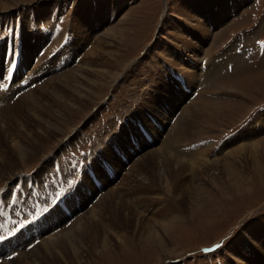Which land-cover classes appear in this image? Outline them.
I'll use <instances>...</instances> for the list:
<instances>
[{
	"label": "rangeland",
	"instance_id": "obj_1",
	"mask_svg": "<svg viewBox=\"0 0 264 264\" xmlns=\"http://www.w3.org/2000/svg\"><path fill=\"white\" fill-rule=\"evenodd\" d=\"M238 2L225 1L235 11L217 17L215 8L205 25L209 15L196 11V0H0L2 80L16 61L5 62L10 52L25 62L11 86L43 78L14 100L0 94L2 195L21 175L38 184L56 156L60 170L40 189H74L64 209L72 215L56 208L40 225L57 213L55 229H27L21 245L34 248L78 222L77 235L89 227L75 235L80 259L67 246L59 264H264V55L247 62L248 51L236 53L241 34L254 47L264 40V0ZM61 15L65 28L43 31L56 29L50 18ZM184 125V141L168 138ZM86 166L100 189L84 171L77 175ZM151 232L164 243L151 235L142 243Z\"/></svg>",
	"mask_w": 264,
	"mask_h": 264
},
{
	"label": "bare ground",
	"instance_id": "obj_2",
	"mask_svg": "<svg viewBox=\"0 0 264 264\" xmlns=\"http://www.w3.org/2000/svg\"><path fill=\"white\" fill-rule=\"evenodd\" d=\"M197 1V3H196V11L197 12H199L200 13V15H202V16H204L205 14L207 15H209L208 16V18H209V20L208 21H203L204 23H205V25H206V23H209V21H210V19H215V18H213V16H214V12H216V9L215 8H217L218 9V12H216V15H217V17H221V16H226L229 12H234L235 11V9H234V6L233 7H231V5L229 4L228 5V7L227 6H225V1H228V0H215L214 2H213V6H208V7H205L203 4H200V1L199 0H196ZM246 1H250V0H241V2L239 3L238 2V4H241V3H246ZM237 4V5H238ZM235 5V4H234ZM225 9H227V12H224V10ZM112 10H115V8H113ZM206 10V11H205ZM210 15H211V17H210ZM193 16H194V14H193ZM197 16H199V15H197ZM236 16V15H235ZM31 23V22H30ZM79 26L80 27H83L84 26V23L83 24H79ZM214 26V25H213ZM98 27V26H97ZM60 32V31H59ZM58 35V34H57ZM61 35V34H60ZM39 37H41L40 35H39ZM55 37V36H54ZM61 37L62 36H60V38H58L57 37V39L59 40H57L58 42H59V44L60 43H62L61 42ZM56 39V38H55ZM62 39H63V37H62ZM64 40V39H63ZM56 41V42H57ZM203 40L202 39H199L198 40V42H202ZM52 42V41H51ZM56 42L54 43V44H56ZM52 44V43H51ZM53 45V44H52ZM20 46V45H19ZM21 47V46H20ZM50 47H51V45H50ZM22 48V47H21ZM52 48H53V46H52ZM50 50H51V48H49ZM48 50V49H47ZM39 51V50H38ZM28 52V51H27ZM171 52H173V51H171ZM168 53V52H167ZM174 53V52H173ZM93 54V53H92ZM91 55V54H90ZM175 55V56H174ZM168 56L169 57H171V59L173 58V56L174 57H176V54H172V53H169L168 54ZM178 56H180V55H177V57ZM92 57H93V55H92ZM176 57V58H177ZM169 60V59H168ZM173 60V59H172ZM171 61V60H170ZM40 62V61H39ZM172 62V61H171ZM25 62H22L20 65H19V69H20V71L24 68V66H25V64H24ZM185 69H187V70H191L189 67H186ZM18 70V69H17ZM193 71V70H192ZM17 75V74H16ZM22 75V74H21ZM18 76H20V72L18 73ZM17 76V77H18ZM67 78V77H66ZM66 80V79H65ZM61 82V81H60ZM72 82V81H71ZM62 83V82H61ZM60 83V84H61ZM64 83H65V81H64ZM55 84V83H54ZM65 85H67L66 83H65ZM64 86V85H63ZM64 89H65V86L63 87ZM66 90V89H65ZM67 90H69V89H67ZM70 92H71V90H70ZM56 99V98H55ZM155 104H159L160 102L159 101H155L154 102ZM72 110V109H71ZM197 113H198V111H197ZM54 114V113H53ZM199 114V113H198ZM55 118V117H54ZM166 118V117H165ZM58 120V119H57ZM165 119H163V121H164ZM162 121V119H161V122H163ZM56 125V124H55ZM55 127V126H54ZM188 126L187 125H184V126H179V127H176V129L175 130H173L172 131V134L175 136V137H168V138H170V139H175L176 141H179V142H182V141H184V139H185V136H186V128H187ZM258 129H260V128H258ZM188 131V130H187ZM47 132V131H46ZM63 132V131H62ZM138 132V131H137ZM55 133V132H54ZM135 135H136V133H135ZM138 135V134H137ZM142 136V135H141ZM133 137V136H132ZM138 138H139V136H138ZM139 139H141V138H139ZM37 141V140H36ZM35 142V141H34ZM172 142H170L169 144H171ZM176 143H178V142H176ZM18 145V144H17ZM20 147V146H19ZM169 148H171V147H167L166 148V150H169ZM28 149V148H27ZM23 148H17V153H18V155L19 156H21V157H24L23 155H24V152H23ZM162 150V153L163 154H165V152L166 153H168L166 150H164V149H161ZM25 151V150H24ZM16 152V151H15ZM28 152V151H27ZM26 153V152H25ZM153 155H156V154H153ZM152 155V156H153ZM27 156V155H26ZM170 157H173L172 159H178L177 157H174L173 155H170ZM164 158L163 160L164 161H166V162H164L166 165H168V167H170V165L173 163V160L171 159V158ZM13 159H15V158H13ZM155 159V158H154ZM170 159V161H169V163H167V160H169ZM14 161V160H13ZM19 161V160H18ZM176 161V160H175ZM146 162V161H145ZM12 178V176H8V179L7 180H9V179H11ZM6 180V181H7ZM5 181V180H4ZM92 191V190H91ZM114 194V196L116 195L115 193H113ZM117 196V195H116ZM115 196V197H116ZM102 202V200L100 199V203ZM124 203H122V204H117L116 205V208L117 209H115V210H118V211H115L116 213H119V210H124L125 209V207H126V202L125 201H123ZM111 203V202H110ZM128 203V202H127ZM98 204V203H97ZM105 204H107V201H105ZM131 206V205H130ZM130 208V207H129ZM125 211V210H124ZM124 211H122V213L124 212ZM56 212V211H55ZM54 213V212H53ZM54 216H57V217H55L56 219H53V220H49V222H47L46 221V226L44 227V229H42L41 230V233H42V231H44L45 230V232L47 231L46 229H55L54 228V225L56 224V222H58V219H59V216L60 215H57V213H55L54 214ZM121 216V215H120ZM62 219V218H61ZM61 219H59V220H61ZM84 220V219H83ZM82 220H80L79 222L80 223H82L81 222ZM89 222V221H88ZM88 222L86 223V224H88ZM84 223V224H85ZM80 225H82V224H79L78 222H77V224L75 225V227L70 231L69 230V232H66V233H63L62 235H61V233L62 232H60V233H56V234H54V235H52V236H48V237H46L47 238V240H45V242L44 241H41V243L38 245V246H35L34 248H30V244H29V246L27 247V248H25L24 246H22V247H24L21 251H19L20 252V256L19 255H17L18 256V258L16 259V261L15 262H9V261H7V262H4L3 264H47V263H50V264H59L60 262H59V258H63V256L61 255L64 251H65V248L68 246V247H70L71 249L73 248V250H74V253H76L77 254V251H78V249H76L75 248V240H76V238L77 237H80V236H83L84 234H86L87 235V233H89V232H87V229L89 228V227H87L86 226V229L85 230H83L82 229V231H83V233H80V234H76L77 233V229H75V228H78V230L80 231L81 230V227H80ZM84 226V225H83ZM151 229V228H150ZM32 233L33 232H35V233H40V230H39V227L38 228H34V230H32L31 231ZM30 232V233H31ZM56 232V231H55ZM29 234V233H28ZM154 233H150L148 236H149V238L148 237H146L145 238V240H142V243H144V244H147V243H150V240H152V238L151 237H154V238H156V239H158V241H159V244L161 245L162 243H164L163 242V239H162V237L161 236H159L158 234H155V235H153ZM49 235V234H48ZM77 237H76V236ZM150 235H151V237H150ZM158 235V236H157ZM40 235H38L37 237H39ZM47 236V235H46ZM151 238V239H150ZM24 241V240H23ZM40 242V241H39ZM152 243H154V242H152ZM32 244V243H31ZM163 246V245H162ZM11 247V246H10ZM21 247V246H20ZM15 248H12V250H14ZM21 249V248H20ZM15 251H18V248H16L15 249ZM18 253V252H17ZM75 254V255H76ZM78 259H80V257H79V255L77 254V256H76ZM5 261V260H4Z\"/></svg>",
	"mask_w": 264,
	"mask_h": 264
},
{
	"label": "snow or ice",
	"instance_id": "obj_3",
	"mask_svg": "<svg viewBox=\"0 0 264 264\" xmlns=\"http://www.w3.org/2000/svg\"><path fill=\"white\" fill-rule=\"evenodd\" d=\"M217 247H220L219 245H217ZM210 251V250H209Z\"/></svg>",
	"mask_w": 264,
	"mask_h": 264
},
{
	"label": "crops",
	"instance_id": "obj_4",
	"mask_svg": "<svg viewBox=\"0 0 264 264\" xmlns=\"http://www.w3.org/2000/svg\"><path fill=\"white\" fill-rule=\"evenodd\" d=\"M237 16V15H236Z\"/></svg>",
	"mask_w": 264,
	"mask_h": 264
}]
</instances>
